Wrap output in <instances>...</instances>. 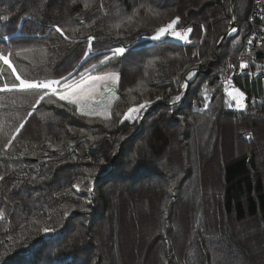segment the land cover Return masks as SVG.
Segmentation results:
<instances>
[{"label":"trees","instance_id":"16d2710c","mask_svg":"<svg viewBox=\"0 0 264 264\" xmlns=\"http://www.w3.org/2000/svg\"><path fill=\"white\" fill-rule=\"evenodd\" d=\"M239 2L0 0V52L13 53L22 79L72 72L78 80L85 69L120 76L106 118L55 96L33 110L36 92L0 91V264H145L150 253L152 264H239L228 262L230 252L260 264L264 68L251 64L234 79L248 97L245 110L232 109L226 92L225 72L243 57L250 32L253 0L244 15ZM233 13L237 33L219 44ZM176 17L177 28L192 29L189 39H154ZM117 47L128 51L101 65ZM196 69L207 71L174 103ZM0 73V86L15 79L2 63ZM146 101L143 122L124 120ZM126 215L135 239L120 231ZM250 221L251 232L236 226Z\"/></svg>","mask_w":264,"mask_h":264},{"label":"snow or ice","instance_id":"6c2138e0","mask_svg":"<svg viewBox=\"0 0 264 264\" xmlns=\"http://www.w3.org/2000/svg\"><path fill=\"white\" fill-rule=\"evenodd\" d=\"M4 20H8V17L5 16L3 18ZM180 21V17H176L174 20H172L170 23H168L166 26L161 27L154 39L159 40L162 36L165 34H168L171 32V35L174 37H177L181 40L187 41L188 37L175 30V27ZM55 31L60 33L61 35L64 34V30L60 28L59 26H55ZM187 33H191L192 29L188 28L185 30ZM237 29L235 27L232 28V32H236ZM4 39H7L6 37ZM96 38L93 36L88 37V42L91 43ZM128 49L124 47H117L115 49L111 50L112 55L108 56L105 55L103 60L100 61L101 65L107 64L110 60L116 59L119 56H123ZM19 55V53H16ZM13 53L11 51L0 52V63L3 65L8 66L11 69L12 74H14L15 79L14 81L9 85L7 82H5L2 86H0V91H14L19 90L21 92H36L38 98L36 99L35 104L32 106L33 110H35L36 106L40 104L41 101L45 100L46 97L55 96L60 101H67L69 104L73 105H80L84 101L93 99L94 93L97 92V88L95 85H97L98 82L103 81H112L115 83L119 76L116 73H106L102 76H87L86 73L88 72V69H85V72L79 73L80 80L76 81L73 79V73L69 72L67 76H61L59 79H51V80H27L22 79L21 76L17 73V70L15 67L12 66L9 57H11ZM97 65L93 64L92 68L95 69ZM241 67L247 68L248 65L246 63H243ZM2 75V73H0ZM70 79H73L72 83H68ZM228 95L232 98L233 101H235V106L237 108L243 109L245 107L244 104V93L237 90L235 93L229 92ZM176 100H180L181 97L177 96L175 98ZM150 102H145L144 104H141L139 108H130L129 114H126L124 117V120H129L132 118V113H138L140 110L144 109ZM63 107V105H61ZM207 107V105H205ZM32 113L29 112L28 116H31ZM82 115H89L87 112H82ZM123 122V121H122ZM24 127V124H20L19 127L16 128V133H19L20 130ZM15 137H13L14 139ZM12 143V140L9 139L7 145L5 147L10 146ZM78 187V186H77ZM45 232H49V229H44Z\"/></svg>","mask_w":264,"mask_h":264},{"label":"rangeland","instance_id":"374dc122","mask_svg":"<svg viewBox=\"0 0 264 264\" xmlns=\"http://www.w3.org/2000/svg\"><path fill=\"white\" fill-rule=\"evenodd\" d=\"M247 3H248V0H240V2H239V6H238V11H239V13L241 14V15H244L245 13H246V11H247ZM232 5H230V8H231V10H232ZM237 18V16H235V14L233 13L232 14V20L234 21L235 19ZM237 30H238V19H237ZM235 33H237V31L236 32H234V34ZM189 33H188V39H189ZM174 38H177V37H174ZM178 39V38H177ZM187 39V40H188ZM197 70V69H196ZM195 70H193V71H191V72H189V73H191L190 75L192 76V75H195L196 73V71L194 72ZM106 73H116V74H118V76H119V73L117 72V71H111V72H102V73H100V72H97V73H91V74H87L86 75V78H87V76H102V75H105ZM189 75V74H188ZM119 79H120V76H119ZM119 79L115 82V83H113L112 81H103V82H98L97 83V85H95V87L97 88V92L96 93H94L93 95H94V98L93 99H89V100H86V101H84L82 104H80V105H77V107H78V110L80 111V112H87V113H89V115H96V116H102V117H108V116H111L112 115V113H113V111H114V106H115V104L117 103V101H118V99H119V92H118V87H119ZM80 79H78V80H76V81H79ZM72 83V82H71ZM185 86H186V84L184 85V89H185ZM237 90H239L240 92H242V93H244V104H245V107L243 108V109H240V108H237L236 106H235V101H233L232 100V98L229 96V98H230V100L232 101V103L233 104H231L230 105V107H232V109H235V110H245L246 109V107H247V99H248V97H247V95H246V93L240 88V87H238L237 85H235V84H231L230 86H229V90H228V93L229 92H233V93H235ZM183 92H184V90H183ZM182 92V93H183ZM182 93L181 94H179L178 96H180V95H182ZM176 100V99H175ZM174 100V101H175ZM181 100V99H180ZM67 102V101H66ZM148 106V105H147ZM136 108V107H135ZM137 108H139V107H137ZM127 114H129V112L127 113ZM131 116H132V118L131 119H129L131 122H136V121H140V122H143V111L142 110H140L138 113H132L131 114ZM205 137V136H204ZM205 141H206V138H205ZM200 143H204V141L203 140H201L200 141ZM213 169H214V171L213 172H215L217 175H218V173H219V168H220V164L218 165V164H214V163H212V166H211ZM216 185H218V184H216ZM215 185V186H216ZM217 188V187H216ZM90 192L92 193L93 192V187H91L90 188ZM95 212L94 213H96V211H97V207H95V210H94ZM146 211H144V213H142V215H141V218H142V220H143V222H142V225H146V223L149 221V215L146 213ZM150 216H152V215H150ZM131 219H132V221H133V217L132 218H130V221H131ZM130 221H129V218L127 219V215H126V217H125V222H124V225H123V223H122V225H121V228H120V231L125 235V232L127 233V235L129 236V237H132V238H134L135 239V237H136V230L135 229H133L131 226V223H130ZM110 222V229H111V227H113L112 226V221H109ZM119 222V221H118ZM255 221H250V222H248V223H246V224H244V223H242V224H239V223H236V226L238 227V229L239 230H241V231H244V230H247V231H250L249 229H252L253 227L252 226H256V225H253V223H254ZM119 224V223H118ZM249 225H251L249 228H247V229H245L246 228V226L248 227ZM132 228V229H131ZM113 233H114V231L113 230H111ZM251 232V231H250ZM250 232H247V233H250ZM259 232H261V230L259 231ZM262 235L264 236V233H262ZM204 238L206 239V236L204 235ZM109 240H112V239H106V240H102V243H111ZM124 240H125V237H124ZM193 239H189V241H192ZM109 241V242H108ZM229 241V243H231L232 241H230V240H228ZM114 242V241H113ZM255 245H257V243L255 242ZM261 246H259L258 248H257V254H258V256H259V259H258V261L260 262V264H262V263H264V249L262 248V249H259ZM132 250H133V253H134V260H135V263H136V259H138L139 260V258L140 257H138L137 256V252H135V245H133V248H132ZM232 250V249H231ZM235 251V250H234ZM263 251V252H262ZM124 254V256L126 257V253H127V250H126V247L124 246V252H123ZM262 255H261V254ZM234 254H236L235 252H230V255H229V259H228V262H230L231 260H232V262L234 261V260H237V262L239 263V264H242V263H240L238 260H240L238 257H236V255H234ZM257 256V257H258ZM125 257H123V259L125 258ZM146 259H147V261H146ZM146 259H145V264H152V262H153V255L150 253L149 254V256H147L146 257ZM115 264H117L116 262H115Z\"/></svg>","mask_w":264,"mask_h":264},{"label":"built area","instance_id":"2783aa9c","mask_svg":"<svg viewBox=\"0 0 264 264\" xmlns=\"http://www.w3.org/2000/svg\"><path fill=\"white\" fill-rule=\"evenodd\" d=\"M248 21L250 24V32L246 41L243 57L237 64L233 65L230 71L225 72L228 83L226 92H228L229 86L233 84L235 77L241 74L251 73V64L264 68V0H253ZM174 27L176 31L188 37V33L185 31L186 29ZM167 36L174 37L171 35V32ZM243 63H246L248 67H241Z\"/></svg>","mask_w":264,"mask_h":264},{"label":"water","instance_id":"95a60500","mask_svg":"<svg viewBox=\"0 0 264 264\" xmlns=\"http://www.w3.org/2000/svg\"><path fill=\"white\" fill-rule=\"evenodd\" d=\"M235 27L237 29V19H235L233 22H232V26L229 30V32L227 34H225L223 37H222V40L219 42V44L222 43V41L227 38L228 36H231L234 34V32H232V28ZM196 71V72H195ZM194 72L196 73L195 75H190L191 73H189V75H187L186 77V86H185V89H184V92L182 93V95H180L181 99L185 97V95H187L189 89H190V85L192 83V81L196 78V76L200 73V72H206L205 70L204 71H200L199 69L195 70ZM180 100H175L174 103L178 102Z\"/></svg>","mask_w":264,"mask_h":264}]
</instances>
